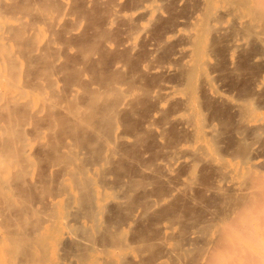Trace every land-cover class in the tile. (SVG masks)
<instances>
[{
    "label": "bare ground",
    "instance_id": "6f19581e",
    "mask_svg": "<svg viewBox=\"0 0 264 264\" xmlns=\"http://www.w3.org/2000/svg\"><path fill=\"white\" fill-rule=\"evenodd\" d=\"M264 0H0V264H264Z\"/></svg>",
    "mask_w": 264,
    "mask_h": 264
},
{
    "label": "rangeland",
    "instance_id": "374dc122",
    "mask_svg": "<svg viewBox=\"0 0 264 264\" xmlns=\"http://www.w3.org/2000/svg\"><path fill=\"white\" fill-rule=\"evenodd\" d=\"M264 150V149H263Z\"/></svg>",
    "mask_w": 264,
    "mask_h": 264
}]
</instances>
